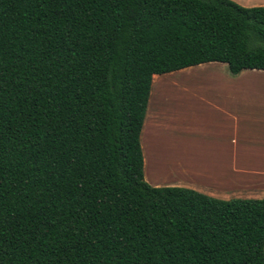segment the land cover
Listing matches in <instances>:
<instances>
[{"label": "trees", "instance_id": "1", "mask_svg": "<svg viewBox=\"0 0 264 264\" xmlns=\"http://www.w3.org/2000/svg\"><path fill=\"white\" fill-rule=\"evenodd\" d=\"M214 62L264 70V7L0 0V264H264V197L144 180L151 85Z\"/></svg>", "mask_w": 264, "mask_h": 264}, {"label": "crops", "instance_id": "2", "mask_svg": "<svg viewBox=\"0 0 264 264\" xmlns=\"http://www.w3.org/2000/svg\"><path fill=\"white\" fill-rule=\"evenodd\" d=\"M231 1L246 8L264 7V0ZM215 64L218 63L206 65L215 67L212 71L214 72L217 71L218 66ZM203 65L199 66L202 67ZM243 72L253 74L252 76L264 75V70H245L241 73ZM195 76L192 75L191 80L195 81L202 75L196 74ZM189 80V78L184 79V83H188ZM197 80L196 83H202L201 78ZM158 83L153 88L152 101L150 97V108L153 106ZM175 85L178 83L173 82L172 86L168 87L174 88ZM196 86H200V84H196ZM244 95L247 98L253 96L249 93L242 94V96ZM246 97L245 100H248ZM230 98L224 95L207 94L203 97V105L197 103L193 110L182 114L181 111L185 105L182 103L185 101L178 98V107L175 112L170 111L168 113L170 115L165 116L166 113L160 111L156 116L159 119L158 131L161 128L165 130V127L170 124V139L178 142V146L175 147L171 141V145L178 149L175 150V153H169L172 156L171 159L176 165L194 167L193 174H171L168 181H165V186L188 188L221 200L261 199L264 197V124L258 126L259 121H255V124L252 125L250 118L244 117L242 111H239L238 101ZM161 117H164V121L160 122ZM147 122L149 124V119ZM148 124L146 123L143 135L147 160L146 170H148L150 162L155 166L157 165L152 153L153 139H151L149 147L145 145ZM176 131L178 133L175 134ZM157 136L160 137L158 133ZM163 138L169 137L164 136ZM171 145L170 151H173ZM141 149L145 166L142 145ZM174 154H177V157H174ZM156 170H158V166Z\"/></svg>", "mask_w": 264, "mask_h": 264}, {"label": "rangeland", "instance_id": "3", "mask_svg": "<svg viewBox=\"0 0 264 264\" xmlns=\"http://www.w3.org/2000/svg\"><path fill=\"white\" fill-rule=\"evenodd\" d=\"M215 65L218 66L217 71L214 72L212 71L215 67L204 64L202 67L198 66L187 68L177 72L158 76L160 77V80L156 86V94L153 106L149 110V98L146 116L144 119V125L149 119V124L147 122L148 125L146 131L147 134L145 136V145H148L147 147H149L151 139H153L154 146L152 153L157 161L156 166L150 162L148 167L149 171L146 170V174L145 166L143 168L144 180L150 186H165L164 183L165 181H168L171 174H193V166L176 165L173 159H171L172 156L169 155V153H175V150H178L175 149V147L178 146V142L174 139H170V124L165 127V130L161 128L158 131L159 119H157L156 116L160 111L163 113L165 112V116H169L170 114L168 113L170 111L175 112L178 107V98L185 101L182 103L183 105L185 104L181 111L182 114L183 112L187 113L189 110H193L195 108V104L197 103L203 105V97H205L207 94L215 96H228L231 97L230 99H236L238 101L239 111H242L244 117L250 118L252 125L255 124V121H259L258 126L264 124V99L260 98H264V75L252 76L253 74L243 72L235 76L228 71L225 64L218 63ZM196 74L202 75L201 77L197 78H201L200 81H202V83H196V81H198L197 79L195 81L191 80L193 78L191 76H195ZM186 78H189L190 80L185 84L184 79ZM173 82L178 83V85H175L174 88L168 87L172 86ZM196 84H200V86H196ZM245 93L253 94V96L251 98H247L244 95L248 99L245 100V97L242 96V94ZM259 94H261L259 97H255ZM163 118L164 117H161L160 122L164 121ZM157 133L160 135V137L157 136ZM176 133H178V131H176L175 134ZM164 136H168L169 138H163ZM171 141L174 143L175 147L171 145ZM170 145L173 147V151H170ZM174 157H177V154H174ZM157 166L158 170H156Z\"/></svg>", "mask_w": 264, "mask_h": 264}, {"label": "bare ground", "instance_id": "4", "mask_svg": "<svg viewBox=\"0 0 264 264\" xmlns=\"http://www.w3.org/2000/svg\"><path fill=\"white\" fill-rule=\"evenodd\" d=\"M146 142V141H145ZM148 146V145H147ZM149 165H150V163H149ZM149 167V166H148ZM155 167V166H154ZM148 171H149V168H148ZM151 173V172H150Z\"/></svg>", "mask_w": 264, "mask_h": 264}]
</instances>
